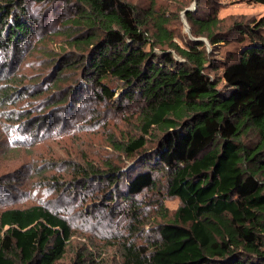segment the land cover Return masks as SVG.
Segmentation results:
<instances>
[{"label": "trees", "instance_id": "1", "mask_svg": "<svg viewBox=\"0 0 264 264\" xmlns=\"http://www.w3.org/2000/svg\"><path fill=\"white\" fill-rule=\"evenodd\" d=\"M29 2L0 0V47L17 53L27 44L39 69L51 73L44 86L34 77L26 84L25 71L13 80L27 109L5 121L25 124L36 139V109L57 106L65 114L90 98L121 112L128 126L113 134L102 126L103 115H94L90 125L104 132L87 133L105 135L106 152L116 158L100 165L83 152L81 161H65L54 191L115 187L111 203L121 200L131 222L120 264H264V19L253 28L235 19L229 25L218 2L197 0V12L186 14L191 38L206 39L213 51L242 45L223 63L203 41L180 45L174 29L180 18L155 2L144 9L127 0ZM42 20L51 28L41 27L32 47ZM11 86L1 89L2 101ZM47 91L51 98L33 101ZM128 162L134 165L125 171ZM147 191L157 194L153 215L143 199L134 202ZM167 198L179 200L174 212ZM149 223L153 235L135 243ZM76 236L70 219L43 205L5 209L0 264H65ZM76 255L72 264L106 261L93 249Z\"/></svg>", "mask_w": 264, "mask_h": 264}, {"label": "rangeland", "instance_id": "2", "mask_svg": "<svg viewBox=\"0 0 264 264\" xmlns=\"http://www.w3.org/2000/svg\"><path fill=\"white\" fill-rule=\"evenodd\" d=\"M138 7L148 8L152 3L157 4V9L167 11L173 18H180L178 23H174L177 41L184 45L187 38H191V33L183 21L184 9L193 8L197 12V0H127ZM208 0H205L207 2ZM219 9V17L227 19L230 25L234 19L245 24L248 28L256 27L264 19V5H247L239 0H210ZM28 3L29 0H27ZM194 5H196L194 7ZM184 6V7H183ZM32 11H40L37 4L31 5ZM209 9V7H208ZM207 9V10H208ZM206 12V11H205ZM204 13V12H203ZM188 26L190 27L188 21ZM52 23L47 24L43 20L39 22L40 27L37 35L33 37V46L42 38L45 29L51 28ZM191 29V28H190ZM192 39V38H191ZM207 49L213 52L214 57L224 63L227 55L239 51L242 48L238 42H231L227 45L217 47L213 51V46L207 42ZM37 57L32 56L30 47L26 44L24 50L17 53H10L6 47H0V94L1 89L7 85H12L11 97L1 100L0 95V213L5 209L24 208L32 205H43L53 212L64 215L70 219L77 236L73 239V246L70 248L64 263L72 264L77 252L83 249H93L105 255L104 264H120L121 250L123 243L129 240V226L131 222L123 213L124 203L118 200L111 203V195L115 187L109 184H93L88 190L80 187H67L62 193L54 191L55 182L66 174L67 167L65 161H81L85 152L93 162L114 161L116 155L111 159L110 149L106 146V138L99 135L87 133L89 128L92 131L102 134L104 130L92 127L89 121L94 115H103L102 126L108 127L110 133H119L120 130L127 129L124 117L117 110L105 108L96 102L85 100L76 109L66 108V113L59 114L60 107L40 108L33 112L40 125L32 130L37 133V138L28 131L23 123L5 121L11 117L9 113H20L24 106V101L18 98L14 86L16 77L25 73L24 81L36 79L39 85H45L50 77V71L39 69L35 64ZM176 59L180 60L177 56ZM221 74V71L219 72ZM44 88V87H43ZM51 92L47 91L36 101H44L50 97ZM34 107V106H32ZM12 118V117H11ZM5 121V122H4ZM26 123L25 121H23ZM109 125V126H107ZM5 127V128H4ZM100 147H105L100 149ZM134 163H127L124 170ZM56 179H51V178ZM70 180V179H69ZM106 191L105 193H103ZM90 195V199L85 200L84 195ZM156 196L153 191H147L140 195L134 202H141L146 212L153 215V208L150 204L155 203ZM94 197L97 200L93 199ZM179 200L167 198L164 201L165 207L174 212L179 207ZM152 219V218H151ZM151 223L142 226L140 236L133 239L137 244H142L147 237L153 235ZM142 235V236H141Z\"/></svg>", "mask_w": 264, "mask_h": 264}, {"label": "water", "instance_id": "3", "mask_svg": "<svg viewBox=\"0 0 264 264\" xmlns=\"http://www.w3.org/2000/svg\"><path fill=\"white\" fill-rule=\"evenodd\" d=\"M196 5H194V7H195ZM194 11V9L193 8H189V9H187L186 11H184L183 12V21H184V24L186 25V27H187V31L189 32V33H191V29H190V27L188 26V24H187V19H186V14L188 13V12H193ZM193 40H195V41H203V42H205V43H207L208 41L206 40V39H204V38H199V39H194V38H192Z\"/></svg>", "mask_w": 264, "mask_h": 264}]
</instances>
